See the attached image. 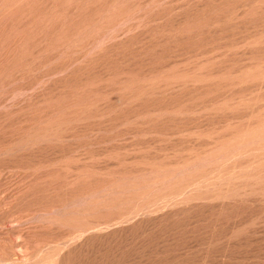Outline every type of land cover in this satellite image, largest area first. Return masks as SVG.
I'll return each instance as SVG.
<instances>
[{"label":"rangeland","instance_id":"1","mask_svg":"<svg viewBox=\"0 0 264 264\" xmlns=\"http://www.w3.org/2000/svg\"><path fill=\"white\" fill-rule=\"evenodd\" d=\"M0 264H264V0H0Z\"/></svg>","mask_w":264,"mask_h":264}]
</instances>
